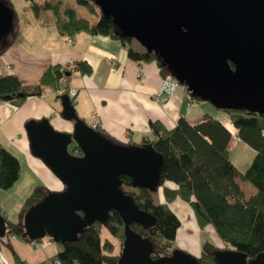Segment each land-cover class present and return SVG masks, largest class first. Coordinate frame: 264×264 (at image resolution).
I'll use <instances>...</instances> for the list:
<instances>
[{"label": "water", "instance_id": "1", "mask_svg": "<svg viewBox=\"0 0 264 264\" xmlns=\"http://www.w3.org/2000/svg\"><path fill=\"white\" fill-rule=\"evenodd\" d=\"M93 1L113 18L118 35L155 52L167 74L196 99L264 114V0ZM14 21L13 11L0 0V50ZM59 98L61 115L74 122L71 131L58 130L48 117L29 120L25 129L32 154L64 187L49 191L25 212L23 236H48L64 244L117 210L125 223L117 264H201L199 256L179 246L168 255L153 254L151 239L131 227L133 222L152 227L156 217L124 190L123 177L130 176L136 187L156 189L164 155L151 143L116 140L80 118L69 94ZM72 142L81 155L71 153ZM6 232L7 220L0 211V236ZM214 256L215 264H264V251L249 257L219 246Z\"/></svg>", "mask_w": 264, "mask_h": 264}, {"label": "trees", "instance_id": "2", "mask_svg": "<svg viewBox=\"0 0 264 264\" xmlns=\"http://www.w3.org/2000/svg\"><path fill=\"white\" fill-rule=\"evenodd\" d=\"M77 1L92 9L96 6L93 0ZM31 2L34 8L45 6L58 9L61 5V2L57 6L48 1L46 5L39 4L36 0ZM64 13L67 18L55 22L64 34L86 31L118 37L127 45L128 55L132 59L156 61L162 74L165 76L168 73L165 64L155 52H148L141 45L132 46L133 38L118 35L112 17L101 12L98 21L93 23L78 15L72 7H66ZM1 47L0 53L4 51L6 44L1 42ZM231 65L234 66L232 62ZM75 68L83 74L92 70L87 61L80 60L50 66L33 82L24 81L13 73L0 74V102L8 101L19 106L28 98L41 95L46 87L55 90L62 79L68 80L71 77ZM228 111L233 125L238 129L239 137L256 151L252 162L244 171L234 164L229 155L228 144L232 132L212 115L207 114L194 124L182 116L172 128L165 127L160 121H151V133L141 138L140 144L151 143L164 155L160 183L154 190L136 187L132 178L125 175L122 187L133 194L142 209L156 217L155 224L149 228L137 222L131 224L135 231L151 239L153 254L168 255L176 247L174 243L180 219L169 206V202L177 197L190 204L201 230H205L207 225L215 228L225 248L245 252L249 257L264 251V114L246 109ZM69 150L75 155L82 154L81 148L75 142L69 146ZM20 174L19 158L0 143V188L13 186ZM239 179L249 180L256 187V192L247 197ZM167 182L175 184V187L166 186ZM132 187L138 188V193L129 189ZM159 188L163 189L167 202L154 201L153 193ZM48 192L43 185L36 186L24 201L22 216ZM9 227L15 228L16 232L9 230ZM124 231L125 223L119 212L112 210L107 221L89 224L75 240L61 244V250L54 257L37 264H117L123 246ZM23 232V221L10 224L7 222V232L0 236V249L8 248L11 251L14 264H33L24 259L13 244L14 237L31 241L23 236ZM112 238L120 242L119 253L116 252L117 244ZM218 247L212 239H205L201 245L199 262L215 264L214 252Z\"/></svg>", "mask_w": 264, "mask_h": 264}, {"label": "crops", "instance_id": "3", "mask_svg": "<svg viewBox=\"0 0 264 264\" xmlns=\"http://www.w3.org/2000/svg\"><path fill=\"white\" fill-rule=\"evenodd\" d=\"M48 27L49 33L44 39L46 48L42 51L25 49L17 37L14 43L5 47L0 53V74L13 73L24 81L33 82L50 66L85 60L91 65V72L83 74L75 68L65 82L68 87L77 89L72 102L78 116L90 125L97 121L98 130L123 143H140L144 135L151 133V121H160L165 127L172 128L182 116L194 124L208 114L221 120L232 132L228 149L234 164L239 167L241 163L252 162L254 157L249 159V151L246 149L249 145L239 137L238 129L233 125L228 110H218L212 103L200 102L180 83L168 97H163L161 91L164 75L156 61L132 59L128 55L127 45L112 35L91 34L86 31L72 35L64 34L52 19ZM131 45L133 46L132 43ZM137 46L139 45H135ZM55 91L56 89L46 87L41 95L32 96L19 106L8 101L0 102V143L19 158L21 165L22 159H25L33 169L42 173V176L56 182L61 190L63 183L53 176L41 159L32 154L25 129L29 120H41L46 117L59 130L73 129L74 122L63 118L60 113L62 103ZM232 141H235L234 148ZM245 151L247 155L244 156ZM165 185L175 187V184L169 182ZM153 194L157 202H167L162 188ZM169 206L180 219L176 247L190 252L181 244L179 238L184 237L186 242L194 244L196 248L197 252L192 254L200 256L204 241L202 232L211 236L212 241L220 246L217 241H221V238L215 228L207 225L205 230H201L188 202L177 197L169 202ZM209 226L213 227L216 236ZM13 244L17 246L14 242ZM60 250L59 246L54 255L46 256L42 261L54 257Z\"/></svg>", "mask_w": 264, "mask_h": 264}, {"label": "rangeland", "instance_id": "4", "mask_svg": "<svg viewBox=\"0 0 264 264\" xmlns=\"http://www.w3.org/2000/svg\"><path fill=\"white\" fill-rule=\"evenodd\" d=\"M39 4L46 5L48 1L53 6L61 5L58 9L56 8H48L45 6H39L38 8H34L31 0H4L5 4L13 10L15 21L11 28L8 30L2 43L6 47L9 44L14 43L15 38L23 44L25 49L29 51H42L46 48L45 46V37L49 33L48 23L52 19L55 22L63 21L67 18V15L64 13V9L66 7L74 8L78 15L82 17L88 18L91 22L95 23L100 18L101 8L98 5H94V9L90 6L82 5L77 0H36ZM57 25V23H56ZM133 46L140 45L136 39L131 41ZM1 55V54H0ZM200 102L206 101V103H211L207 100L198 99ZM213 105V104H211ZM216 107V106H215ZM218 110H224L222 108H218ZM227 109H225L226 111ZM59 130V129H58ZM62 131V130H60ZM66 132V131H63ZM236 141V140H235ZM235 141H232V148L235 146ZM248 149V158L251 159L255 155V151L253 148L246 146ZM243 155H247V151L243 152ZM237 159V157H236ZM250 165V162L241 163L238 167L240 170L244 171ZM51 171V170H50ZM53 174V172L51 171ZM56 178V176L53 174ZM239 184L241 188L244 190L247 197L254 194L256 192V187L249 181L245 179H239ZM43 185L49 191H56L60 188L57 186L56 182H53L50 178L46 176H42L38 170L33 169L30 164L22 159L21 165V174L19 179L11 186L10 188L3 189L0 188V211L6 217L8 224L11 222H20L23 221L22 209L23 204L33 189L38 186ZM134 193H138V188L132 187L129 188ZM155 193V192H154ZM154 201L157 202L155 198V194H153ZM212 229L213 234L216 236V232L213 230L212 226H209ZM9 230L16 232L15 228L9 227ZM203 240L211 239V236H208L205 232H202ZM216 238V237H215ZM116 245V252H120V242L114 238H112ZM219 239V238H218ZM15 243L16 250L23 258H27L30 263L42 261L46 256L54 255L59 246L61 247V243L53 242L52 245L35 247L31 241H27L21 237H15L13 240ZM217 243L220 246H224L222 240H218ZM176 246V243H174ZM6 260L9 264H14L15 259L11 251L8 248H4L1 250ZM191 252V251H190ZM192 253V252H191Z\"/></svg>", "mask_w": 264, "mask_h": 264}, {"label": "built area", "instance_id": "5", "mask_svg": "<svg viewBox=\"0 0 264 264\" xmlns=\"http://www.w3.org/2000/svg\"><path fill=\"white\" fill-rule=\"evenodd\" d=\"M177 84H179V81L174 76H172L171 74H166L164 76V85H163V89L161 91L163 97H168ZM76 92H77V89H75L73 87H68V85L66 84L64 79L61 80L60 85L58 86V88L55 91V93L58 96H60L64 93H67L70 95L71 98L75 97ZM92 126L94 128H98L99 123L97 121H95L92 124ZM53 242H54V240L48 236L41 238V239L31 240V243L35 247L49 246V245L53 244ZM221 247H224V246H221ZM56 262L59 263L58 260H56ZM0 264H9L8 261L6 260V257L2 253L1 249H0Z\"/></svg>", "mask_w": 264, "mask_h": 264}, {"label": "bare ground", "instance_id": "6", "mask_svg": "<svg viewBox=\"0 0 264 264\" xmlns=\"http://www.w3.org/2000/svg\"><path fill=\"white\" fill-rule=\"evenodd\" d=\"M182 224H183V223H182ZM212 228H213V227H212ZM210 229H211V228H210ZM211 231H212V229H211ZM181 233H182V232L179 233V237H181ZM182 235H183V234H182ZM179 239H180L181 244L183 245L184 248L190 250V251L193 252V253H196V252H197V251H196V248H195V246H194V244H189L188 242H186V240H185L184 237H181V238H179Z\"/></svg>", "mask_w": 264, "mask_h": 264}, {"label": "flooded vegetation", "instance_id": "7", "mask_svg": "<svg viewBox=\"0 0 264 264\" xmlns=\"http://www.w3.org/2000/svg\"><path fill=\"white\" fill-rule=\"evenodd\" d=\"M72 145H73V142H72Z\"/></svg>", "mask_w": 264, "mask_h": 264}]
</instances>
